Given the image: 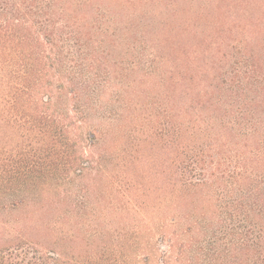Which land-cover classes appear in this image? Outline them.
Listing matches in <instances>:
<instances>
[{"label": "trees", "instance_id": "1", "mask_svg": "<svg viewBox=\"0 0 264 264\" xmlns=\"http://www.w3.org/2000/svg\"><path fill=\"white\" fill-rule=\"evenodd\" d=\"M262 34L264 0H0V264H264Z\"/></svg>", "mask_w": 264, "mask_h": 264}, {"label": "rangeland", "instance_id": "2", "mask_svg": "<svg viewBox=\"0 0 264 264\" xmlns=\"http://www.w3.org/2000/svg\"><path fill=\"white\" fill-rule=\"evenodd\" d=\"M236 10H238L239 12H242L243 10H244V7L242 6V5H240V6H238L237 8H236ZM240 30H238V29H236L235 31H233V34H235V35H237V32H239ZM263 36V39H264V34H262ZM237 36H239V35H237ZM161 250H162V248L164 249V247H159ZM75 251H77V250H75Z\"/></svg>", "mask_w": 264, "mask_h": 264}]
</instances>
